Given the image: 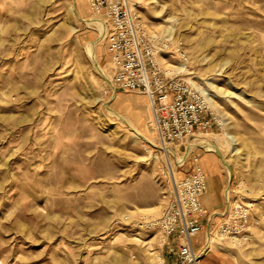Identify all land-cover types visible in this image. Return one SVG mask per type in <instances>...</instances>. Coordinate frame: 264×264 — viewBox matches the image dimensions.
I'll list each match as a JSON object with an SVG mask.
<instances>
[{"label": "rangeland", "instance_id": "374dc122", "mask_svg": "<svg viewBox=\"0 0 264 264\" xmlns=\"http://www.w3.org/2000/svg\"><path fill=\"white\" fill-rule=\"evenodd\" d=\"M134 1L148 32L169 38L162 71L216 105L212 127L175 146L177 157L186 153L192 164L216 153L225 196H246L259 221L264 0ZM101 29L90 0H0V264H149L165 252L148 223L161 216L184 169L165 154L147 96L114 91ZM184 62L188 71L174 68ZM219 220L204 221L214 240L201 264H264V223L241 244L217 234Z\"/></svg>", "mask_w": 264, "mask_h": 264}, {"label": "built area", "instance_id": "2783aa9c", "mask_svg": "<svg viewBox=\"0 0 264 264\" xmlns=\"http://www.w3.org/2000/svg\"><path fill=\"white\" fill-rule=\"evenodd\" d=\"M90 5L105 24L103 39L111 59L114 91H140L147 96L165 154L186 170L182 178L174 180L161 216L148 223L150 229L158 230L165 248L149 264H200L206 236L214 234L204 228L207 217L209 223L221 220L217 234L222 238L238 243L250 240L255 223H264V216L253 221L254 204L244 195L231 194L226 196L227 208L210 214L203 204L209 188L205 170L190 164L187 154L176 155L175 146L181 147L196 132L208 131L212 119L204 96L195 87L160 68L156 57L169 48V38L148 32L134 0H90ZM183 58L187 60L185 55ZM203 230L206 236L201 241Z\"/></svg>", "mask_w": 264, "mask_h": 264}, {"label": "crops", "instance_id": "0c3cea01", "mask_svg": "<svg viewBox=\"0 0 264 264\" xmlns=\"http://www.w3.org/2000/svg\"><path fill=\"white\" fill-rule=\"evenodd\" d=\"M99 43L101 42L100 36ZM186 154V153H185ZM217 154H211L207 153L201 158L197 159L194 164H199V166H202V168L205 170L207 176H208V192L203 197V204L208 205L209 210L211 212H220L224 209L228 202L226 201L225 196V181L227 176L224 174V169L222 168ZM193 164V163H192ZM185 174V169L183 170ZM216 178L218 179L216 183ZM227 187V186H226ZM213 196V199L211 197ZM207 212L208 209L205 208Z\"/></svg>", "mask_w": 264, "mask_h": 264}, {"label": "bare ground", "instance_id": "6f19581e", "mask_svg": "<svg viewBox=\"0 0 264 264\" xmlns=\"http://www.w3.org/2000/svg\"><path fill=\"white\" fill-rule=\"evenodd\" d=\"M100 18V17H99ZM165 30H164V32L165 33H169V34H171L172 33V28L171 27H166V28H164ZM101 31V34H102V37L100 36V38H101V40H104L103 39V34H104V30H100ZM169 37H171V36H169ZM163 55H165V54H163V53H161V54H159L157 57H156V59H157V62L159 63V61H158V58L160 57V58H162L163 57ZM165 59V58H164ZM183 62V61H182ZM185 63V64H184ZM184 63H179L178 65H176V66H174V68L175 69H177V70H180V71H188V68H187V65H186V62H184ZM199 88V87H198ZM201 92L203 93H205V91L203 90V89H201ZM203 93V94H204ZM205 95V98L211 103H208V106H209V108H210V106H212V107H214V108H216V105H215V103H214V100L212 99V97H210L207 93H205L204 94ZM210 104V105H209ZM211 109V108H210ZM115 111V110H114ZM223 126H224V131H225V136H226V138H227V146H228V150L231 152V154H234L235 152H236V150H237V142H236V136L235 135H233V134H231L230 133V131H228V124H227V122H226V120L224 119L223 120ZM145 138V137H144ZM143 138V139H144ZM147 139V138H146ZM193 140H196L197 141V139L195 138V139H193ZM205 141V140H204ZM203 142V141H202ZM201 142V143H202ZM193 144H198V143H196V142H194ZM209 144V143H208ZM210 148H209V150H212V151H214V152H218L221 156H222V158H223V163H224V165L229 169V170H231V162H230V157H228V156H224V154L220 151V149L218 148V146H217V144L216 143H212L211 142V144L210 145H208ZM188 153V152H187ZM229 193V192H228ZM227 195H229V194H227ZM228 202V201H227ZM227 207H228V204H227ZM201 236V235H200ZM251 237V236H250ZM206 239H207V242H206V244H205V248H204V250H205V252L203 253V255L207 252V251H209L210 250V248H211V246H212V244H213V240H214V238L212 237V238H210V237H208V236H206ZM242 244V243H241ZM203 255H202V257H203ZM202 257H201V262H202ZM201 264V263H200Z\"/></svg>", "mask_w": 264, "mask_h": 264}]
</instances>
